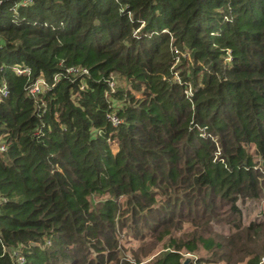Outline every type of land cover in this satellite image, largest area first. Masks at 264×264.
Listing matches in <instances>:
<instances>
[{
    "label": "trees",
    "instance_id": "16d2710c",
    "mask_svg": "<svg viewBox=\"0 0 264 264\" xmlns=\"http://www.w3.org/2000/svg\"><path fill=\"white\" fill-rule=\"evenodd\" d=\"M1 82L0 264H264V0H0Z\"/></svg>",
    "mask_w": 264,
    "mask_h": 264
},
{
    "label": "rangeland",
    "instance_id": "374dc122",
    "mask_svg": "<svg viewBox=\"0 0 264 264\" xmlns=\"http://www.w3.org/2000/svg\"><path fill=\"white\" fill-rule=\"evenodd\" d=\"M117 84H124V82L121 79H117ZM114 144V143H113ZM114 151H116V146L114 144L113 146ZM224 212L227 211V208L223 209ZM247 211L244 214V217L242 218V220L248 222L251 220H259L264 218V197L262 198V200L259 203V207L258 209H256V211L253 214L250 215H246ZM227 214H222L219 217H217V219L213 220V222L211 223L210 227L208 228V230L212 231V232H208L205 233L200 231V233H205V235H217V236H221L223 238H236L238 236V234L240 232H237V230L231 225V224H227L225 222V218H226ZM246 216V217H245ZM245 226V225H244ZM241 228V231H246L247 229H244L245 227ZM196 227H194V225H190L187 222L183 221L179 224H177L175 226L174 232H175V236L181 239H186L191 240L194 235L199 234V232L196 231ZM201 233V234H202ZM232 233H236L235 235H231ZM121 244H122V252L121 254L129 257V258H133L134 254L139 253L141 255H144L145 253H148V255H144V262L150 260L156 251V249L162 250L163 246L162 245H154L152 241H149L147 244L143 245L142 244V239L139 237H135L131 234H128L126 232H124L123 234V238H121ZM224 242V241H223ZM228 242V240H227ZM248 247L253 248L254 245H250L248 244ZM255 248H257V246H255ZM254 248V249H255ZM211 252H217V249L215 250H211ZM209 252L208 250L204 249L202 246H200L198 248L197 251H188V250H182V254L184 256V261L189 258L190 261L189 263H194V264H198V260L201 258L203 259V261L201 262V264H247L248 260H250L251 256H247L246 254V250H237L235 252H233V256L231 258L230 261H215L214 259V255ZM264 258V257H263ZM262 262H264V260L262 259Z\"/></svg>",
    "mask_w": 264,
    "mask_h": 264
},
{
    "label": "built area",
    "instance_id": "2783aa9c",
    "mask_svg": "<svg viewBox=\"0 0 264 264\" xmlns=\"http://www.w3.org/2000/svg\"><path fill=\"white\" fill-rule=\"evenodd\" d=\"M28 1V0H25ZM74 69H72L73 71ZM16 71L18 73H30V69L29 68H25V67H17ZM86 71V70H84ZM47 87L46 81L44 79H40L34 86L31 87L30 92L33 95H36L38 92L45 90V88ZM8 94V89L7 86L4 82L0 83V96H6ZM112 120L114 122V124L116 125L119 122V119L116 118L115 116L112 117ZM5 147L2 146V149H4ZM19 259H21V257H19ZM264 260V258H262Z\"/></svg>",
    "mask_w": 264,
    "mask_h": 264
},
{
    "label": "water",
    "instance_id": "95a60500",
    "mask_svg": "<svg viewBox=\"0 0 264 264\" xmlns=\"http://www.w3.org/2000/svg\"><path fill=\"white\" fill-rule=\"evenodd\" d=\"M189 261H190V259H189V258H187V259L184 261V263H183V264H188V263H189Z\"/></svg>",
    "mask_w": 264,
    "mask_h": 264
}]
</instances>
